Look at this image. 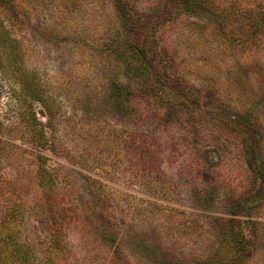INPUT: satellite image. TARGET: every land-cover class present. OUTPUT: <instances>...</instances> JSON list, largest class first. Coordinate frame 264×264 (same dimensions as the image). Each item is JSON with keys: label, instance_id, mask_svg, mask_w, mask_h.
Returning <instances> with one entry per match:
<instances>
[{"label": "rangeland", "instance_id": "1", "mask_svg": "<svg viewBox=\"0 0 264 264\" xmlns=\"http://www.w3.org/2000/svg\"><path fill=\"white\" fill-rule=\"evenodd\" d=\"M190 1L0 0V229L36 264H264V0Z\"/></svg>", "mask_w": 264, "mask_h": 264}, {"label": "trees", "instance_id": "2", "mask_svg": "<svg viewBox=\"0 0 264 264\" xmlns=\"http://www.w3.org/2000/svg\"><path fill=\"white\" fill-rule=\"evenodd\" d=\"M182 1V7L184 8H190L193 4L190 0H181ZM2 31L5 32V28H2ZM2 32H0L1 36ZM145 43V42H144ZM3 43L0 42L1 49L4 48L2 45ZM146 51H147V44H143L139 40H131V38H128L126 43H121L118 45L116 50H114V53L117 52L118 54H134L138 59H140L144 64L147 65V62L145 60L146 58ZM131 54V55H132ZM121 55V54H120ZM125 95V100L129 98V95L132 94V90L128 89L123 90ZM34 130L36 131V144L35 146L38 148L39 151L46 150V144L47 140L45 138V135L43 133V127H34ZM35 141V140H34ZM38 159V167H37V177L39 178V183L43 186L44 191L43 194H49L52 186L55 185L52 174L50 170L48 169L46 165V156L42 153L37 154ZM17 202L12 203L11 205L7 206L5 210L10 211H16ZM9 211V216L3 220L1 223H5L8 220L14 217L13 214H11ZM46 215H48L49 218L54 219L58 216L59 210L57 208H54L48 201L46 202V209H45ZM51 222V221H50ZM14 228L9 227H3L0 229V264H36V258L33 256V250L28 244L22 242L21 240H18L17 236H15ZM9 246H12L11 249H9Z\"/></svg>", "mask_w": 264, "mask_h": 264}]
</instances>
